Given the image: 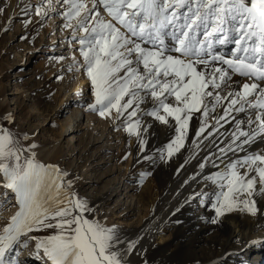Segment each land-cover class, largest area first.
Wrapping results in <instances>:
<instances>
[{
	"label": "snow or ice",
	"instance_id": "snow-or-ice-1",
	"mask_svg": "<svg viewBox=\"0 0 264 264\" xmlns=\"http://www.w3.org/2000/svg\"><path fill=\"white\" fill-rule=\"evenodd\" d=\"M63 3L68 5L65 27L73 29L91 82L94 101L88 109L101 117L113 110L117 119L123 117L121 126L137 137L141 151L146 143L142 133L151 127L144 117L174 130L166 146L170 157L183 147L194 113L207 118L224 101L217 124L233 112L244 113V120L232 117L235 131L227 149L244 155L231 159L221 148L229 162L208 177L216 190L203 195L214 212L212 224L222 226L221 218L233 212L256 216L255 197L264 198V150L252 147L257 138L264 143V0H93L91 9L83 0ZM99 8L111 19L101 16ZM42 12L38 6L36 14ZM77 30L84 35L77 37ZM225 88L232 90L221 96ZM206 123L201 121L196 136ZM35 147L25 149L13 133L0 128V186L18 204L0 232V264H20L19 248L30 241L41 264H127L136 241L119 248L125 241L114 227L86 217L88 201L72 190L66 171L38 161L35 152L23 155ZM46 229L53 231L29 235ZM14 246L16 254L9 255Z\"/></svg>",
	"mask_w": 264,
	"mask_h": 264
},
{
	"label": "rangeland",
	"instance_id": "rangeland-1",
	"mask_svg": "<svg viewBox=\"0 0 264 264\" xmlns=\"http://www.w3.org/2000/svg\"><path fill=\"white\" fill-rule=\"evenodd\" d=\"M91 1L83 0L89 9L92 8ZM38 6L43 9L40 15L36 14ZM67 9L63 0H0V128L13 133L25 149L33 144L37 146L24 156L35 152L38 161L56 165L68 173L66 179L73 182L72 190L88 201L91 212L85 213L86 217L114 227L125 241L118 245L119 248H126L128 241H136L126 257L127 264H156L150 256L146 257L150 250L148 242L136 238V232L143 230L165 203H173L168 208L172 213L169 217L165 213L162 225L154 231L152 249L160 248V253L172 256L166 264L171 261L189 263L196 253L198 257L210 258L213 256L209 248L214 242L215 228L209 226L215 225L210 222L214 212L203 194L212 193L216 188H206L199 183L183 195L181 186L185 174H180L177 183L170 186L171 177L176 172L174 162L161 158L174 136L164 144L161 138L150 132L142 133L146 143L141 151L137 137L133 140L134 135H131L126 140L120 134L125 131L121 126L123 117L117 119L114 110L109 117H101L88 109V103L94 101L91 82L82 67L80 45L73 39V29L65 27L64 12ZM97 10L106 20L111 19L102 8ZM72 23L75 26L76 21ZM75 35L84 34L77 30ZM223 51L227 52L228 48ZM61 56L64 59H58ZM82 76L87 81L86 95L76 93ZM12 92L19 94L12 96ZM11 102L14 105H10ZM76 113L80 114V121L72 130L73 135L66 133L60 137L61 128L66 127ZM6 116L11 119H5ZM25 135L27 139H24ZM141 174H146L142 183ZM5 192L9 200L7 204H3ZM179 192L181 198L174 203ZM0 205H3L0 206L2 232L18 211L14 194L2 186ZM193 217L195 221L207 218L208 228L203 229L200 240L194 239L193 232L188 229ZM52 231L46 229L29 235L43 236ZM261 249L264 253V240L259 245L242 249L239 264H249L250 252H260ZM34 251L35 241H30L26 248H19L17 259L20 264H39L21 259L22 254ZM15 254L16 246L9 255Z\"/></svg>",
	"mask_w": 264,
	"mask_h": 264
},
{
	"label": "bare ground",
	"instance_id": "bare-ground-1",
	"mask_svg": "<svg viewBox=\"0 0 264 264\" xmlns=\"http://www.w3.org/2000/svg\"><path fill=\"white\" fill-rule=\"evenodd\" d=\"M91 3H93V0ZM233 79L239 80L240 78L234 76ZM86 85L87 81L82 76L77 83L76 93H83L86 95ZM231 90L232 89L225 88L220 91V94L221 96H225L228 91ZM17 94H19V92L11 93L12 96ZM10 105L14 104L11 102ZM226 106L227 101L217 105L215 111H209L207 118L203 117L202 113H194L189 121L183 147L179 149L178 153L174 152L170 157L167 156L166 151H164V157L169 160H173L176 170L174 176L171 177L173 178L171 179V183L168 182L170 183V186L177 183L180 179V174H185L182 177L185 181L182 182L181 186V192L183 195L187 193L186 190L191 189L194 185L196 186V184L199 183L201 185H205L206 188L207 186L216 188L215 184H213L208 177L214 175L217 171H222L225 168V165L229 162L228 159L221 154V148L225 149L227 157L231 159H236L238 156L244 155V152H237L234 154L232 151L227 150L228 145L231 142V134L235 131V120L232 119V117H235L236 120H244V113L233 112L231 117L219 120V124L216 123L217 119H219L220 116H223V108ZM144 107L145 105L142 104L141 108ZM209 108H211V105H209ZM75 115L76 116L74 118H70V122L66 127L61 128L60 137L66 133L71 136L73 135L72 130L78 127V123L80 121V114L76 113ZM204 119L207 121L204 131L200 134V136H196V132L200 129L201 121ZM143 120L151 123V127L148 128V132L161 138L164 144L170 136H175L174 130H166L163 125L152 121V118L144 117ZM241 127L246 129L247 125L242 124ZM120 134H123L124 139L126 140L130 137L126 131H123ZM135 139L136 136L134 135L133 140ZM257 140L258 143L254 144L252 147L257 150H264V143H260L259 138H257ZM164 144H162V146H164ZM245 147L247 148V146ZM123 153L124 152H122V154ZM201 164L203 165V168L200 167ZM188 175L189 178L187 177ZM179 198H181L180 192L174 200V203ZM255 199L257 201V208L259 209L256 216H251L246 213L233 212L228 214L226 217H222V226L218 224L209 226L211 229L215 228L213 233L214 235L212 236V238H214V242L211 243L212 245L208 243L207 240L201 239V241H205V244H208V246L211 245L209 250L212 251L211 254H213V256L210 255V258L205 256L198 257V254L196 253L192 255V260L186 264H239L240 259L243 257V253L240 254L242 249H248L250 246L259 245L261 241L264 240V198L257 196ZM172 204L173 203H165V205L155 213V217L147 222V225H145L146 227L143 230L136 232V238L139 240L144 239L143 241L148 242L150 250L146 257L150 256L151 260L156 264H166L167 259H171L172 257L168 253H160V248L152 249L154 245L151 240L154 231L163 223L161 222L163 215L166 213L167 217H169L172 213V209H168ZM176 207L173 212L176 211ZM206 219V217L201 220L198 219L197 221H195V217L190 219L188 229L190 232H193L192 235H194V239L200 240L199 237L203 229L208 228L205 223ZM138 223H140V221H138ZM252 241H257V243L253 244ZM214 245L215 248H213ZM262 251L263 249L256 253L250 252L249 264H264V253ZM162 256L163 258H160ZM21 259L26 260L25 262L27 263H31L33 261V263L37 262L40 264L32 253L22 254ZM22 264L26 263L23 262ZM170 264L178 263H173L171 261Z\"/></svg>",
	"mask_w": 264,
	"mask_h": 264
}]
</instances>
